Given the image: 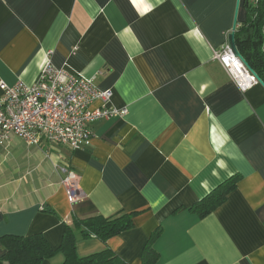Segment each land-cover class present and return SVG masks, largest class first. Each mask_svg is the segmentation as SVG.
I'll return each mask as SVG.
<instances>
[{
    "label": "crops",
    "instance_id": "1",
    "mask_svg": "<svg viewBox=\"0 0 264 264\" xmlns=\"http://www.w3.org/2000/svg\"><path fill=\"white\" fill-rule=\"evenodd\" d=\"M247 19V0H0V81L32 85L50 62L126 112L95 122L89 148L0 146V257L5 236L42 234L57 250L75 218L126 212L130 230L78 234V255L142 264L158 232L157 264H264V86L242 92L214 57ZM66 170L85 193L75 205ZM235 176L217 209L192 210Z\"/></svg>",
    "mask_w": 264,
    "mask_h": 264
},
{
    "label": "built area",
    "instance_id": "2",
    "mask_svg": "<svg viewBox=\"0 0 264 264\" xmlns=\"http://www.w3.org/2000/svg\"><path fill=\"white\" fill-rule=\"evenodd\" d=\"M214 57L242 92L260 84L258 75L233 53L228 42ZM111 96L98 89L93 79L50 62L32 85L19 81L9 86L0 81V146L7 147L13 137H19L31 146L47 142L72 150L89 148L95 122L126 113L107 107ZM95 102L102 106L92 109ZM79 181L75 171L66 170L63 184L72 205L85 197Z\"/></svg>",
    "mask_w": 264,
    "mask_h": 264
},
{
    "label": "trees",
    "instance_id": "3",
    "mask_svg": "<svg viewBox=\"0 0 264 264\" xmlns=\"http://www.w3.org/2000/svg\"><path fill=\"white\" fill-rule=\"evenodd\" d=\"M247 21L236 27V44L248 66L264 83V0H247ZM238 176L228 180L192 207L200 217L213 212L222 205L229 192L236 186ZM134 213L120 212L111 217L96 215L85 219L75 218L66 225L62 243L54 250L42 234L32 236H5L1 239L4 254L0 264H43L57 253L64 255L62 264H128L112 249L106 248L87 256L78 255V234L82 238H98L107 242L134 226ZM159 233H154L142 253V264H157L159 253L154 243Z\"/></svg>",
    "mask_w": 264,
    "mask_h": 264
},
{
    "label": "water",
    "instance_id": "4",
    "mask_svg": "<svg viewBox=\"0 0 264 264\" xmlns=\"http://www.w3.org/2000/svg\"><path fill=\"white\" fill-rule=\"evenodd\" d=\"M236 27H237V21L235 22V26H234L232 32L228 36V43H229V46L231 47L233 53L236 56L243 58L238 47H237V44H236ZM260 83L264 86V83L261 79H260Z\"/></svg>",
    "mask_w": 264,
    "mask_h": 264
}]
</instances>
